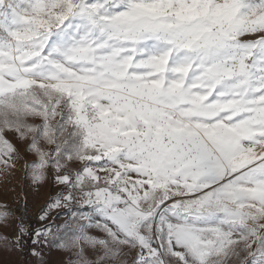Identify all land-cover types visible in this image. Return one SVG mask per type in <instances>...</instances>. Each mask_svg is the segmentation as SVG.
Here are the masks:
<instances>
[{"label": "snow or ice", "instance_id": "6c2138e0", "mask_svg": "<svg viewBox=\"0 0 264 264\" xmlns=\"http://www.w3.org/2000/svg\"><path fill=\"white\" fill-rule=\"evenodd\" d=\"M17 170L25 264H264V0H0Z\"/></svg>", "mask_w": 264, "mask_h": 264}, {"label": "rangeland", "instance_id": "374dc122", "mask_svg": "<svg viewBox=\"0 0 264 264\" xmlns=\"http://www.w3.org/2000/svg\"><path fill=\"white\" fill-rule=\"evenodd\" d=\"M25 192L28 193L29 209L35 214L39 206L43 205L47 199L48 188L32 190L26 187L19 170L14 174H5L0 171V201L23 205ZM65 259L63 253L55 249L46 254V264H62ZM0 264H25V258L5 251L3 241L0 240Z\"/></svg>", "mask_w": 264, "mask_h": 264}, {"label": "built area", "instance_id": "2783aa9c", "mask_svg": "<svg viewBox=\"0 0 264 264\" xmlns=\"http://www.w3.org/2000/svg\"><path fill=\"white\" fill-rule=\"evenodd\" d=\"M13 206H21V205H13ZM34 216L33 212L29 209L28 217L32 218Z\"/></svg>", "mask_w": 264, "mask_h": 264}]
</instances>
